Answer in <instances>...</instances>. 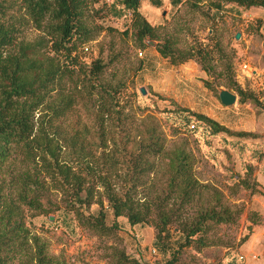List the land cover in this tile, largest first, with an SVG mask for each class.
<instances>
[{
  "label": "trees",
  "instance_id": "16d2710c",
  "mask_svg": "<svg viewBox=\"0 0 264 264\" xmlns=\"http://www.w3.org/2000/svg\"><path fill=\"white\" fill-rule=\"evenodd\" d=\"M140 1L0 0V264H66L26 223L28 211L42 213L45 206L47 213H73L78 225L99 236L116 230L120 216L130 225L149 223L162 250L169 248L175 229L176 248L153 264H178L183 247L200 249L214 227L236 223L242 207L198 179L195 158L184 145L166 149L154 116L137 118L133 102L122 97L125 82L107 75L108 61L97 56L79 64L77 54L104 28L101 20L124 16L137 47L145 48L151 39L170 65L194 60L212 78L204 84L216 95L213 74L219 65L216 77L237 93L238 102L264 111L257 95L233 79L234 52H226L215 34L231 5L264 9V0H170L172 6L182 3L200 11L210 23L211 33L201 39L187 21L172 29L151 24L140 12ZM151 3L161 6L160 0ZM27 27L39 34L26 37ZM263 27L264 17H259L256 29ZM187 36L191 43L180 47ZM179 110L211 134L256 136ZM251 169L246 168L248 174ZM235 185L264 196L246 177ZM104 202L112 213L110 225ZM94 204L96 210L89 211ZM250 218L251 224L264 220L256 211ZM113 263L141 264L122 250Z\"/></svg>",
  "mask_w": 264,
  "mask_h": 264
},
{
  "label": "rangeland",
  "instance_id": "374dc122",
  "mask_svg": "<svg viewBox=\"0 0 264 264\" xmlns=\"http://www.w3.org/2000/svg\"><path fill=\"white\" fill-rule=\"evenodd\" d=\"M160 1V7L154 6L151 0L140 1V12L151 24L166 25L172 29L177 23L187 21L192 33L200 39L204 38L207 33H211L210 23L200 11H191L182 3L172 6L169 3L170 0ZM260 15L258 17L253 15L251 18H234V16L226 13L216 24L215 34L218 36L222 47L226 52H234L232 61L234 63L233 79L235 81L237 75L235 65L239 64L242 67L245 56L249 52L252 55L255 54L253 55L255 59L257 57L258 61L260 59L264 62V46L258 47V51L250 47L246 48L244 44L240 45V41L233 37L236 30H242L250 37V40L263 41L264 27L262 30L256 29V20L259 17H264V13ZM101 23L104 28L99 34L79 48L77 54L79 64H88L97 56L108 61L107 75H115L125 82L126 87L122 97L133 102L137 118L141 119L147 114L154 116L164 134L166 149L170 150L177 145H184L195 158L194 169L198 179L202 182L212 183L223 192L228 202L242 207L235 224H219L207 233L208 243L206 246L200 249L195 246L183 247L178 264H247V261L255 260L262 251L259 243L253 241L250 235L253 226L262 224L264 220L261 219L260 222L251 224V213L256 210H251L249 203L251 194L254 193L240 185L236 186L235 183L239 177H246L250 183L255 182L253 179L254 168L249 174L246 168L248 166L247 161L253 155L255 157L262 156L264 152V144L260 142L261 138L264 139V111L257 110L249 101L244 102L255 109L256 114L263 111L262 125L256 122L251 131H245L252 126L250 120L254 117L252 109L247 106L234 104L231 107L239 108V113L237 115L233 113L223 115L229 123L237 126V129H230L231 131L250 132L256 136L239 137L222 132L216 136L211 134L207 127L196 122L194 116L179 110L181 107L187 108L186 106L153 89L165 73H168V77H170L173 72L168 71L167 59L155 54L154 46L147 44L145 48L136 46L130 30L126 29L127 18L124 16L120 18L107 16L101 20ZM38 34L39 32L33 27H27L24 31V35L28 38H34ZM191 41V36H187L185 40H180L179 46L185 47ZM139 51H141V55L138 54ZM220 68L219 65H216L213 74L216 78L213 85L216 91L220 86L227 88L225 81L216 77ZM196 80L201 79L196 78ZM207 80L212 81V78L208 76ZM204 81L203 86L206 87ZM141 87L145 89L144 94L140 92ZM185 87V90L180 91L178 89L177 91H180L182 95L186 90L190 91L191 102L198 104L196 108L204 109V105L211 107V103L208 101H214L216 98L214 89L207 88L206 90L197 87L196 81H193L191 85L185 82ZM229 90L236 93L231 87ZM203 101L206 104H203ZM191 123L195 125L194 128L189 127ZM253 138H260L259 143L251 142ZM233 160L239 161L240 165L237 163V167H235L236 162ZM235 173L238 175L237 178L233 176ZM259 190L263 192L261 189ZM260 197L263 199L264 196L261 195ZM104 206L107 213L106 221L110 225L112 213L106 202H104ZM96 208L95 204L91 205L89 211H95ZM44 209L45 212L42 213L34 210L28 211L26 223L33 233L46 242L48 251L51 254L60 255L66 264H114L115 253L120 250L130 257H135L141 264H153L157 260L168 259L179 240V233H175V229L172 230L168 242L169 248L162 250L156 244L151 224L130 225L123 216L118 217L116 230L107 235L99 236L78 225L71 212L60 209L47 213L48 206H45ZM256 212L261 216L258 211ZM49 215L53 216L51 220ZM260 245L262 246V244ZM262 248H264V243Z\"/></svg>",
  "mask_w": 264,
  "mask_h": 264
},
{
  "label": "crops",
  "instance_id": "0c3cea01",
  "mask_svg": "<svg viewBox=\"0 0 264 264\" xmlns=\"http://www.w3.org/2000/svg\"><path fill=\"white\" fill-rule=\"evenodd\" d=\"M231 7L232 9L227 11V13H229L231 16H234V18H251L253 15L258 17L261 16V13H264V9L262 7H256L255 9V6L249 7L247 9H242L240 7L236 8L232 5ZM237 31L240 32V37L239 39H235L234 37V39L240 41V45L244 44L246 48L250 47L254 50L256 49L257 51L259 50V48L264 46V40H250V37H248L242 30H236L233 35H235ZM154 52L158 55V52L156 50ZM240 54L241 52L239 53V56ZM253 55L251 54V52H249V54L245 56L246 58L245 61L242 63V67H240L239 64L235 65V70L237 72L236 81L244 90L252 91L254 94L258 95L259 100L264 103V62L260 61V59L258 61L257 57L255 59ZM164 62L166 63L165 60ZM169 70L173 72L171 76L168 77V73H165L163 77L159 80L155 88L153 87L156 92H159L160 94L165 95L166 97L173 98L175 101H178L179 103L186 106L189 110L202 113L207 117L217 121L221 125L226 126L229 129H237V126H234L232 123H229L226 119H224L223 115L229 113L237 115L239 113V108L222 105L218 99V96L216 95L214 101H208L211 103V107L213 108L204 105V109H199L196 108V106H198L197 103L191 102V99L189 97V95L191 94L190 91L186 90L184 92V95L180 93L181 90L186 89L185 82H188L191 85L193 81H196L197 87H202L203 89L207 90V87L203 86V80H207L208 76L205 71H203L194 60H187L178 65L169 64L168 71ZM196 78H200L201 80H196ZM182 84H184V87H182ZM178 89L180 90L179 92L177 91ZM203 104H206L205 101H203ZM235 104H238V106L245 105L248 108L252 109V115L254 116L253 119L250 120V122L252 121V126L248 127V129L245 131H251V129H254L256 122L262 125L261 123L263 121V111L260 114H256V110L253 109L250 105H247L245 103H239L238 96ZM263 132H261L262 135ZM216 135L217 134H215V136ZM259 141L260 138L251 139V142L259 143ZM260 142L264 144V139L261 138ZM233 162H236L235 167H237V163L240 165L239 161L237 160H233ZM247 162L248 166H253L252 169L254 168L253 179L257 183V188L261 189L264 192V156L255 157V155H253V157H251V159ZM233 176L235 178L238 177L237 173H235ZM260 196L261 195H259L258 193L251 194L249 205L251 210L258 211L261 216L264 217V197L263 199H261ZM250 236L253 241L259 243L262 253L258 257H256L255 260L247 261V264H264V248H262L264 243V222L262 224H256L255 226H253V230ZM260 244H262V246ZM258 247L257 250H259L260 248Z\"/></svg>",
  "mask_w": 264,
  "mask_h": 264
},
{
  "label": "water",
  "instance_id": "95a60500",
  "mask_svg": "<svg viewBox=\"0 0 264 264\" xmlns=\"http://www.w3.org/2000/svg\"><path fill=\"white\" fill-rule=\"evenodd\" d=\"M235 39H239L240 37V32L237 31L234 35ZM145 43L149 46H155L156 42L151 40V39H146L145 40ZM140 92L142 94L145 93V89L143 87L140 88ZM217 96H218V99L220 101V103L224 106H232L236 103L237 101V94L234 93L233 91L225 88V87H218L217 88ZM52 215H49V219L51 220L52 219Z\"/></svg>",
  "mask_w": 264,
  "mask_h": 264
},
{
  "label": "built area",
  "instance_id": "2783aa9c",
  "mask_svg": "<svg viewBox=\"0 0 264 264\" xmlns=\"http://www.w3.org/2000/svg\"><path fill=\"white\" fill-rule=\"evenodd\" d=\"M138 54L141 55V51H139ZM189 127H190V128H194V124L191 123V124L189 125ZM154 251H155V250L153 249V252H154Z\"/></svg>",
  "mask_w": 264,
  "mask_h": 264
}]
</instances>
